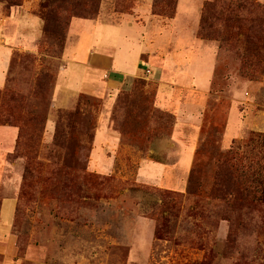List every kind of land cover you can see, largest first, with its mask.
Masks as SVG:
<instances>
[{"label": "rangeland", "instance_id": "rangeland-1", "mask_svg": "<svg viewBox=\"0 0 264 264\" xmlns=\"http://www.w3.org/2000/svg\"><path fill=\"white\" fill-rule=\"evenodd\" d=\"M33 1L40 17L44 0ZM117 1L102 0L99 21L74 20L67 41L53 46L43 41L41 17L29 16L30 40L39 39L32 52L14 50L4 86L27 95L25 110L42 116L45 132L28 167L15 153L18 128L0 125V204L16 200L0 264H264V63L234 22L198 34L212 0H132L124 13ZM0 3V27L15 28ZM88 66L100 86L124 80L110 112L87 95L58 108L59 72L75 85ZM159 78L176 87L163 100ZM106 111L122 148L95 154ZM175 133L187 154L174 151ZM231 147L236 153L222 158ZM101 159L111 161L108 172L95 168ZM147 160L181 166L160 185L146 178H155L152 167L140 172ZM193 167L200 174L185 196ZM161 192L184 197L158 202Z\"/></svg>", "mask_w": 264, "mask_h": 264}, {"label": "trees", "instance_id": "trees-1", "mask_svg": "<svg viewBox=\"0 0 264 264\" xmlns=\"http://www.w3.org/2000/svg\"><path fill=\"white\" fill-rule=\"evenodd\" d=\"M8 9L20 6L24 0H4ZM102 0H44L41 2L39 15L43 21V41L49 43H65L67 41L72 22L74 19H96L100 12ZM132 0L116 2V10L124 13L129 11ZM246 13V14H244ZM258 13H261L260 15ZM264 6L257 0H212L204 4L202 10V23L199 35L204 38L203 31L207 27L217 31L215 23L221 26H229L236 23V28L244 39L249 54L264 63V23L262 15ZM258 16H251V15ZM170 16H173L171 13ZM243 31V32H242ZM55 40V41H54ZM28 97L11 86L0 87V125H10L18 128V137L15 153L28 159L30 167L33 159L37 157L45 132V121L39 114L26 112ZM113 127V125H112ZM123 137V134H120ZM63 144V141H60ZM231 147L222 158L229 159L235 152ZM198 153V152H197ZM34 160V159H33ZM62 168L72 169L71 165H61ZM31 170V169H30ZM32 171V170H31ZM84 172V170H80ZM199 167H193L189 179V186L185 196L194 194L193 180L199 177ZM202 177H200L201 179ZM260 201L264 207V181H260ZM201 187V183L200 186ZM183 192V191H181ZM178 197L183 198L182 193L175 196L161 192L158 202H173ZM2 202L0 204L1 209ZM159 228V227H158ZM158 234V233H157Z\"/></svg>", "mask_w": 264, "mask_h": 264}, {"label": "crops", "instance_id": "crops-1", "mask_svg": "<svg viewBox=\"0 0 264 264\" xmlns=\"http://www.w3.org/2000/svg\"><path fill=\"white\" fill-rule=\"evenodd\" d=\"M28 2H32V5H30L31 7L28 5ZM33 2H34L33 0H25L22 5L14 6L9 10V12L5 16L2 15L6 21L12 20V18H14L15 20H13L14 21L13 25H15L16 27L12 28L10 24L6 25L4 29L0 27V86L3 85L4 87V85L6 84L7 73L10 69L12 55L14 53V50L19 48L20 51H22V49H25V50H29L32 52V50H34L36 46V41L39 39L37 38V36L34 35L35 40L34 41L30 40V36L32 32L31 30L34 29L33 27L34 24H33V21H31L33 20L32 17H29V16H35L37 20L39 17L38 15L30 11V8H32V10L36 9L35 8L36 5H33ZM1 8H2V3H0V9ZM27 16L30 20L25 19V17ZM77 19H80V18H77ZM1 20L2 18H0V21ZM85 20H91V21L96 22V21H99V18L98 19H85ZM39 24H41L43 27V21H41V23ZM168 54H171V52L167 51V49L165 48V50H163V52L161 53V58L164 62L168 61V58H167ZM64 56H65V52H64ZM148 59H149V55L147 54L146 61H148ZM145 63L147 65V62ZM63 66L65 67V64ZM150 69H148L149 72H151ZM160 69L161 68H159V70ZM142 71H144L143 68L141 72ZM161 72L162 71L160 70L159 74H161ZM139 73L136 75L126 74L125 77L127 78L136 77L139 75ZM70 75L71 73H64L63 75L61 71L58 74L56 85L54 88V91H55L54 92V95H55L54 104L57 105L58 108H69L71 107L73 101L77 97H80L82 95H87V96H92L94 98L103 99L106 102L107 111L110 112V109L112 108L116 100V97L118 95V92L122 88V85L124 82L123 79L117 80L116 82L109 81V83L102 81L103 84H101L100 86L98 82L96 80L94 81V79L92 78V75L90 72V66H88L87 71L86 70L84 71L81 80L78 82L76 80L77 83H75V85L70 84L69 82ZM106 76L107 74H104V78H107ZM78 78L80 79V77ZM65 79H67L69 83ZM158 81L160 82L158 98H160L161 95L163 96L160 99L162 98L164 99V97H166L163 94H170L176 88L174 85L167 86L166 83H163L162 80H160V78L158 79ZM187 87L195 88L197 90V87L194 85L187 86ZM195 105H198V104H195ZM107 111L100 115V119L98 121V127L95 132V136H94L95 154H96L97 149H100L102 151L101 154L103 155V152H104V155H105L108 149H114V151H116L115 149L122 148L121 146L122 137L118 133V131L113 129L110 123V118H109L110 113H108ZM172 140H174L171 143L172 146L174 147L177 146L176 150L174 151L179 153L178 156L181 155L182 152H184L185 154L188 153V150H189L188 145L184 143L181 144L176 133L172 136ZM13 149L14 148H12L11 151H13ZM142 162L140 163V166H141L140 172L141 171L145 172L147 171L146 169L148 167L149 168L152 167V169H154V171H156L157 173L155 175V178H152L153 175H150V174L146 178L151 179V181L156 179V181H153V182H156L157 184L158 183L160 184V181H163L166 172L172 173L171 167L175 168L174 172H176V168H180L179 166H181L179 165L180 164L179 162L178 164H174L172 166H170V164L167 162H161V161L155 162V161L147 160V161H144L143 163ZM94 165L96 166L95 168L99 172H108L110 168L113 166L109 159H107L106 161H102L101 159L99 163L94 161ZM142 182H145V180H143ZM15 208H16L15 198L13 197L4 198V200L2 201L1 209H0V252L2 251V248H5V245L3 242L4 241L7 242V238L4 239L6 236V233L11 234V228H12L14 216H15Z\"/></svg>", "mask_w": 264, "mask_h": 264}]
</instances>
